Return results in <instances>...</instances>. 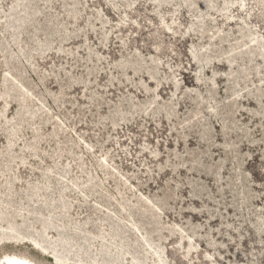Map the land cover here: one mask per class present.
<instances>
[{
    "label": "rangeland",
    "instance_id": "rangeland-1",
    "mask_svg": "<svg viewBox=\"0 0 264 264\" xmlns=\"http://www.w3.org/2000/svg\"><path fill=\"white\" fill-rule=\"evenodd\" d=\"M0 232L33 264H264V0H0Z\"/></svg>",
    "mask_w": 264,
    "mask_h": 264
},
{
    "label": "bare ground",
    "instance_id": "bare-ground-1",
    "mask_svg": "<svg viewBox=\"0 0 264 264\" xmlns=\"http://www.w3.org/2000/svg\"><path fill=\"white\" fill-rule=\"evenodd\" d=\"M25 16H26L25 13H22L19 16V19L18 20H21L22 21L25 18ZM18 22H20V21H18ZM202 28H203V26H202ZM204 29L206 30V28H203V30ZM240 46H241V44H240ZM247 47H248L247 45L244 46V48H246V50H250V49H247ZM228 52L229 53L232 52V49H230ZM228 61H232V60L228 58ZM242 71H243V69H242ZM0 264H33V263L30 262L27 258H25L23 256H19V255H16V254H4L1 257V259H0Z\"/></svg>",
    "mask_w": 264,
    "mask_h": 264
}]
</instances>
